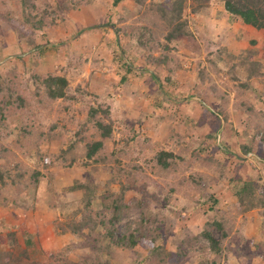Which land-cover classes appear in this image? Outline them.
<instances>
[{"label":"rangeland","instance_id":"rangeland-1","mask_svg":"<svg viewBox=\"0 0 264 264\" xmlns=\"http://www.w3.org/2000/svg\"><path fill=\"white\" fill-rule=\"evenodd\" d=\"M173 1L33 0L25 11L21 0H0V166L16 181L6 179L0 197L1 249L24 226L40 235L38 264L88 257V236L58 235L54 222L85 207L83 190L69 188L89 179L98 189L93 212L102 192L120 194L122 184L125 202L139 201L116 223L138 245L126 248L116 236L100 254L111 264H264V207L241 213L232 180L253 176L264 198V164L243 153L256 127L264 129V29L231 22L217 0L200 14L188 6L169 26L157 8ZM185 21L189 36L168 41ZM52 76L67 79V97L47 95ZM99 108L108 112L91 114ZM99 121L112 127L108 138ZM99 141L94 162L86 145ZM162 152L172 154L166 168ZM219 221L223 231L212 226Z\"/></svg>","mask_w":264,"mask_h":264},{"label":"trees","instance_id":"trees-1","mask_svg":"<svg viewBox=\"0 0 264 264\" xmlns=\"http://www.w3.org/2000/svg\"><path fill=\"white\" fill-rule=\"evenodd\" d=\"M32 1L33 0H21L25 11L28 10V7H35V4L32 3ZM121 1L122 0H114V5L117 6ZM211 3L212 0H174L171 7L161 5L157 8V11L162 17L165 18L163 19L169 26H173L175 24V21H178L183 16V12L188 6H190L194 14H200L205 9H208L211 6ZM217 4L223 7L224 11L229 15L231 22L240 21L243 26H251L256 30L264 29V0H217ZM59 9L65 10V8L62 7H60ZM27 22L32 23L31 19H27ZM42 23L43 22L38 21L35 22L33 26H41ZM187 25L188 22L185 21L184 23L178 24L176 25V27L172 28L171 34L168 37V41L179 40V37L182 36H189L190 32H186ZM143 29L145 30V28ZM118 31L120 30H117V32ZM149 33V38L153 40L155 36L154 30H149ZM229 55L232 54L230 53ZM247 60L248 58L244 60V64H247ZM239 66L240 64L237 65V63H234L230 68V76L233 79L239 78L234 71L235 68ZM233 71L235 72V76L233 75ZM256 73L251 72V74ZM125 79L126 78H123L122 81H125ZM45 83L47 87L46 93L51 99L67 97L66 88L68 87V81L66 78L52 76V78L46 80ZM241 86L248 88L247 83L241 84ZM17 99L21 105L25 104L24 99L21 96H18ZM7 103L13 104L11 100H8ZM100 112L107 113L108 110L106 111L101 108L91 110L92 115L98 114ZM247 112L252 113V110H247ZM244 114L248 121L249 116L246 113ZM209 116H216L215 118L218 119L220 123L226 120L225 118L221 117V114L215 113L214 111H211ZM96 127L101 130L102 136L104 138H108L111 135L112 127L110 125H106L103 122L99 121L96 122ZM256 128L257 130L255 132H252L250 136L251 145L249 144L244 146L243 153L247 155L251 154L253 158L264 164V129L260 127ZM86 147L87 158L89 160H93L94 162H98L99 159L96 158V155L103 147V142L99 141L95 143H89L86 145ZM71 150L72 148H70L69 152L65 153L70 154ZM1 157L2 156L0 153V159ZM169 157L171 158L172 154L162 152L161 155L158 156V163L163 164L164 168L168 167L169 164L167 162V158ZM74 159L75 158H71L72 162ZM103 161L105 160H102V162ZM239 166H241V164ZM237 173H239L238 168ZM40 176V173L32 174V183H34L35 187L40 182ZM17 177L22 178L23 174H17ZM253 178V176H250L247 179L241 175L238 176V174H236L235 179H232L235 183L233 192L237 198L235 206L241 213L246 214L250 211L255 210L256 208L264 207V198L262 197L261 193H259L258 195V187ZM6 179H9L11 183H16L15 180L11 179V170L2 168L0 166V197L2 189L6 188L8 185L6 183ZM87 181L85 182L76 180V183L69 188V191L71 192L83 190L85 196L83 202L85 204V207H81L71 213L69 212L67 215H65V217H63V220L56 219L54 222V228L55 232L58 235H66L70 233L78 238L88 236V239L90 241V254L86 258L81 257V259H78L76 261L70 259L66 255H64L66 257L61 256L59 257V259L61 258L62 261L61 264H111V261L107 259L103 260L100 257V254L105 250L109 251L111 245L115 242L114 238H116V236H118V243H121L120 245L124 244L126 248L133 249L134 247H136V245H138V241H136V237L134 236L133 232H131L130 230H128L127 232H121L120 228L116 226V223L124 221L133 207H135L136 205L140 206L138 204V200H134L133 202H125V191L129 189L128 186L122 184L120 186V194H114L112 192H105L103 194V192L101 191L102 194L99 196V198L101 199V210L100 212H93L91 210L92 201L96 197L98 189L95 186L93 187V185L95 184H92L91 182L90 184H88ZM119 182H121V180H119ZM27 189H29V187ZM103 210L111 211L112 216L110 219L102 218L101 212ZM214 223L215 224H212L213 227L216 226L221 230L223 229V223L221 221ZM1 227L2 226L0 222V243H2L1 236L4 230ZM19 229H21L22 233L8 232L9 234L6 237V243H8L6 245L8 250H3L0 248V264H38L33 259V255L37 253H46L42 242L40 241V235L37 231H31L27 228H24V226L20 227ZM98 229H102V231L98 232ZM224 233V235L227 236V233ZM20 234L24 236L23 241L18 238ZM150 235L151 234H149V232L144 231L138 238L141 239V242L145 243L146 239L150 237ZM202 235L211 243L213 250L220 249L218 248L219 244H217V242L211 237L210 230L205 229ZM103 239L109 240L107 246H101V242L103 241ZM152 248L153 250L156 249L154 246Z\"/></svg>","mask_w":264,"mask_h":264},{"label":"crops","instance_id":"crops-1","mask_svg":"<svg viewBox=\"0 0 264 264\" xmlns=\"http://www.w3.org/2000/svg\"><path fill=\"white\" fill-rule=\"evenodd\" d=\"M232 25V24H231Z\"/></svg>","mask_w":264,"mask_h":264}]
</instances>
